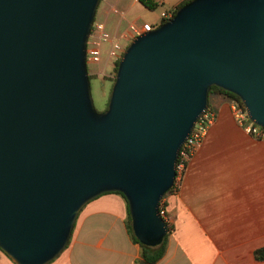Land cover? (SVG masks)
<instances>
[{
  "label": "water",
  "instance_id": "water-1",
  "mask_svg": "<svg viewBox=\"0 0 264 264\" xmlns=\"http://www.w3.org/2000/svg\"><path fill=\"white\" fill-rule=\"evenodd\" d=\"M99 0H0V249L46 264L87 200L120 191L138 241L167 233L159 200L209 88L264 126V0H188L135 34L97 110L85 61Z\"/></svg>",
  "mask_w": 264,
  "mask_h": 264
},
{
  "label": "crops",
  "instance_id": "crops-1",
  "mask_svg": "<svg viewBox=\"0 0 264 264\" xmlns=\"http://www.w3.org/2000/svg\"><path fill=\"white\" fill-rule=\"evenodd\" d=\"M178 1L156 0L166 5L159 22ZM102 2L112 26L115 19L112 31L124 21L125 27L138 23L132 9L144 6L138 0ZM208 104L212 121L160 198L171 228L166 250L152 264H264L253 255L264 245V138L247 133L225 93L212 91ZM126 219L120 193L97 194L78 212L66 246L46 264H139L141 246ZM0 264L15 263L0 249Z\"/></svg>",
  "mask_w": 264,
  "mask_h": 264
},
{
  "label": "built area",
  "instance_id": "built-area-1",
  "mask_svg": "<svg viewBox=\"0 0 264 264\" xmlns=\"http://www.w3.org/2000/svg\"><path fill=\"white\" fill-rule=\"evenodd\" d=\"M113 9L117 11L116 8ZM171 15L172 12L170 10L161 12V16L166 19L169 18ZM156 25L157 24L149 21H142L139 24L135 22H130L126 28H123L121 30L119 37H117L115 36V33H112L110 36V34H108V32L104 30L105 28L104 21L97 20L94 18L92 26L90 27L88 33L85 61L86 58H91L96 61V64H98L97 65L98 73L111 74V72H113L112 71L113 64H111L110 70L106 71V66H105L106 61L109 60V58L112 60V62L118 59L122 55V52L128 43V42H126L125 44L121 43L120 37H124L130 40L132 37H134L135 34H139L140 32H143L145 30L152 29ZM103 41H109L111 47L108 51V55H106V59L104 62L105 64L103 67H101L99 55L101 54L100 45ZM231 104H232L234 118L243 126V128L247 131V133L257 137L264 138V126L256 124L253 120L248 119L246 115L247 112L244 106H241L233 99H231ZM212 117H213V111L207 108L204 111V113H202L198 118L199 120L196 122L189 136L181 144L180 146L181 148L178 153V160H176L175 174L184 167L185 160L190 154L194 152L196 146L198 145L200 140H202L205 129L208 126V124L212 121ZM159 213L165 222L164 224L166 225L167 223L168 225H170L171 221L166 215V211L164 206L162 205V202H160L159 204Z\"/></svg>",
  "mask_w": 264,
  "mask_h": 264
},
{
  "label": "rangeland",
  "instance_id": "rangeland-1",
  "mask_svg": "<svg viewBox=\"0 0 264 264\" xmlns=\"http://www.w3.org/2000/svg\"><path fill=\"white\" fill-rule=\"evenodd\" d=\"M102 3L104 2L100 0L99 3L97 4L96 6L97 9H96L94 18L105 22L104 30L108 32L110 36L113 32H115V36L119 37L121 30L123 28H126L125 25L127 24L126 22L128 21H124V23L120 25V27H118L116 31H112L114 28L113 26L115 25V19H114V25L112 26L113 23L111 22L112 21L111 17L109 16L105 18L106 13L105 11H103L104 8H101L103 6ZM165 7H166L165 4L163 5L157 4L153 9H150L145 6L137 5L133 7L132 11H134V14H138V16H140L138 23L146 20V21L158 24L159 19L157 18V16L159 15L162 9H165ZM169 10L172 12L171 8H169ZM120 42L125 44L126 42H129V39L120 37ZM110 47L111 45L109 41H103L100 45L101 54L99 55V58H100L101 67H103L105 64L104 62L106 59V55H108V51ZM86 64H87V69H88L89 78H90V83H89L90 92L92 93L94 105L97 110H103L107 104L108 96L110 93L109 89H110L111 83L113 82L115 71L114 69H112L113 72H111V74L110 73L108 74L98 73L97 72L98 64H96V61L91 58H86ZM111 64H113V62L109 58V60L106 61V65H105L106 71L110 70Z\"/></svg>",
  "mask_w": 264,
  "mask_h": 264
},
{
  "label": "trees",
  "instance_id": "trees-1",
  "mask_svg": "<svg viewBox=\"0 0 264 264\" xmlns=\"http://www.w3.org/2000/svg\"><path fill=\"white\" fill-rule=\"evenodd\" d=\"M138 1L140 3H142L145 7L150 8V9H153L157 5L156 0H138ZM186 1H188V0L178 1L175 5L169 7L172 10V14L175 13L177 7H179L181 4H183ZM164 20H167V19L166 18H162L160 20V22H162ZM117 60L118 59L113 61L114 65L112 66V69H114V71H116ZM208 91H209V94L212 91H220L221 93L223 92L226 95H228L231 99L235 100L238 104L243 106L240 98L236 94L231 92V91L220 89V87H217L215 85H211ZM208 107H209V104H208L207 108ZM177 160H178V157H177ZM173 185L168 190H170L173 187ZM116 192L120 193V195L123 197L122 192H120V191H116ZM123 199H124V197H123ZM124 202H126L125 199H124ZM126 209H127V219H126V222H125L126 228H127V230H129V233H130L131 237L133 238V240L135 242H137L138 244H140V246H141V250H140V258L141 259L139 261V264H152V263L156 262L160 258V256L163 255L164 250H166L167 234L170 231L171 224L168 225L166 223L165 226H166L167 233L165 234V236L163 237V240H161L160 243H158L156 245H147V244H144V243L138 241V239L134 235L133 230H131V227H130L131 217H130V213H129V210H128L127 202H126ZM253 255H254L255 258L264 259V245L256 248L254 250V252H253Z\"/></svg>",
  "mask_w": 264,
  "mask_h": 264
}]
</instances>
